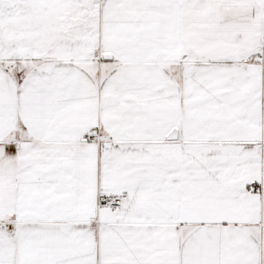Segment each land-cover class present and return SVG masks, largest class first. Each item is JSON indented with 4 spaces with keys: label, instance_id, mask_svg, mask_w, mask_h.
I'll return each mask as SVG.
<instances>
[{
    "label": "snow or ice",
    "instance_id": "6c2138e0",
    "mask_svg": "<svg viewBox=\"0 0 264 264\" xmlns=\"http://www.w3.org/2000/svg\"><path fill=\"white\" fill-rule=\"evenodd\" d=\"M0 264H264V0H0Z\"/></svg>",
    "mask_w": 264,
    "mask_h": 264
}]
</instances>
